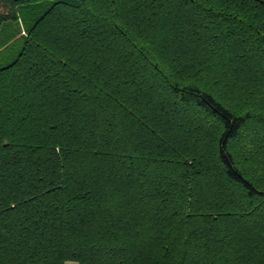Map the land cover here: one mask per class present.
I'll return each mask as SVG.
<instances>
[{
    "label": "trees",
    "instance_id": "trees-1",
    "mask_svg": "<svg viewBox=\"0 0 264 264\" xmlns=\"http://www.w3.org/2000/svg\"><path fill=\"white\" fill-rule=\"evenodd\" d=\"M264 264V0H0V264Z\"/></svg>",
    "mask_w": 264,
    "mask_h": 264
},
{
    "label": "rangeland",
    "instance_id": "rangeland-1",
    "mask_svg": "<svg viewBox=\"0 0 264 264\" xmlns=\"http://www.w3.org/2000/svg\"><path fill=\"white\" fill-rule=\"evenodd\" d=\"M64 264H78V263L74 261H68V262H65Z\"/></svg>",
    "mask_w": 264,
    "mask_h": 264
}]
</instances>
